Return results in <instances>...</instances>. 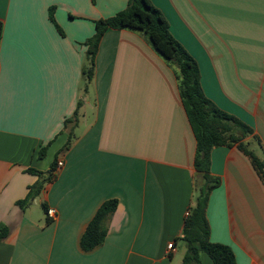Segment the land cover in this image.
I'll return each instance as SVG.
<instances>
[{"label":"crops","instance_id":"1","mask_svg":"<svg viewBox=\"0 0 264 264\" xmlns=\"http://www.w3.org/2000/svg\"><path fill=\"white\" fill-rule=\"evenodd\" d=\"M151 2L197 61L206 97L247 124L264 149V0ZM127 5L0 0V227L8 230L0 264H180L197 141L175 68L140 32L109 29L84 87L95 22ZM76 111L66 149L65 121ZM60 159L37 206H19L39 180L28 170L48 172ZM211 172L221 179L209 197L211 241L229 246L237 264H264V183L251 160L237 146L216 147ZM111 199L119 203L105 242L84 251L82 235ZM201 264L214 263L202 253Z\"/></svg>","mask_w":264,"mask_h":264},{"label":"trees","instance_id":"2","mask_svg":"<svg viewBox=\"0 0 264 264\" xmlns=\"http://www.w3.org/2000/svg\"><path fill=\"white\" fill-rule=\"evenodd\" d=\"M96 32L87 40L86 63L82 70L85 91L88 92L96 70V57L102 37L109 29H128L140 32L153 50L174 67L179 81L180 97L185 108L189 123L197 141L194 160L195 200L185 219L181 241L187 250L182 264H201V254H207L214 264H237L233 250L226 245L213 243L210 239V225L207 217L209 197L211 192L221 185V179L211 172V153L214 148L237 146L251 160L256 172L264 183V149L259 138L253 136V130L237 117L223 111L203 91L201 72L197 61L178 42L170 31V26L162 12L154 6L151 0H128L127 8L108 19L95 22ZM3 35V23L0 21V44ZM81 103H79V106ZM79 121L78 111L65 121L69 142L74 140V130ZM252 136L256 145L262 151L259 156L246 139ZM46 147H43L38 157L43 158ZM55 162L48 172L29 169L39 180L29 188L24 200L18 202L22 208L30 206L41 194L44 186L56 179ZM117 199L105 201L97 210L81 238V248L91 251L101 246L108 234V224L118 206ZM47 213L46 203L41 205ZM8 230L0 227V239Z\"/></svg>","mask_w":264,"mask_h":264},{"label":"rangeland","instance_id":"3","mask_svg":"<svg viewBox=\"0 0 264 264\" xmlns=\"http://www.w3.org/2000/svg\"><path fill=\"white\" fill-rule=\"evenodd\" d=\"M250 138V137H249ZM248 138V139H249ZM248 139L246 140L247 142H248ZM256 141H254V139H252L251 138V142L249 141V145L251 146V148H254L255 149V151L258 153V155L259 156H263V154H262V151L260 150V148L256 145V143H255ZM255 146V147H254ZM37 204H38V202H36V203H33V205L34 206H37ZM40 206V205H39ZM40 209L42 208V207H39ZM42 210V209H41ZM182 244V248H181V250H180V258H181V260H180V264H182V261H183V258H184V255H185V253H186V250H187V247H186V244L184 243V242H182L181 243Z\"/></svg>","mask_w":264,"mask_h":264},{"label":"built area","instance_id":"4","mask_svg":"<svg viewBox=\"0 0 264 264\" xmlns=\"http://www.w3.org/2000/svg\"><path fill=\"white\" fill-rule=\"evenodd\" d=\"M64 166V161L62 159L58 160L57 166H56V171L57 172L59 169H61ZM189 215V211L187 212V216ZM47 216L51 219L55 218L56 216V211L53 208H49L47 211ZM168 251L173 252L175 251V248L173 244L168 245Z\"/></svg>","mask_w":264,"mask_h":264},{"label":"snow or ice","instance_id":"5","mask_svg":"<svg viewBox=\"0 0 264 264\" xmlns=\"http://www.w3.org/2000/svg\"><path fill=\"white\" fill-rule=\"evenodd\" d=\"M13 3H17V2H27V0H12Z\"/></svg>","mask_w":264,"mask_h":264}]
</instances>
